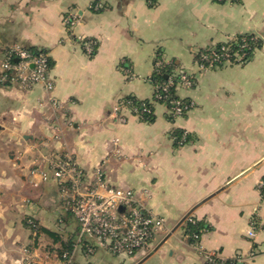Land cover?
Masks as SVG:
<instances>
[{"label": "crops", "instance_id": "crops-1", "mask_svg": "<svg viewBox=\"0 0 264 264\" xmlns=\"http://www.w3.org/2000/svg\"><path fill=\"white\" fill-rule=\"evenodd\" d=\"M239 34L263 41L248 62L199 69L197 51ZM78 37L95 43L92 55ZM12 47L45 51L54 87L0 85V264H25L27 251L55 262L60 242L44 231L76 238L59 185L42 176L50 158L66 156L86 182L100 168L106 185L133 191L164 220L132 256L93 244L73 251L74 264H207V252L223 264H264V0H0V62ZM158 53L195 82L177 90L191 104L184 117L169 121L156 104L148 124L122 105L151 99ZM175 129L190 141L175 146ZM187 216L208 227L197 246L184 235ZM252 220L262 229L250 239Z\"/></svg>", "mask_w": 264, "mask_h": 264}, {"label": "built area", "instance_id": "built-area-1", "mask_svg": "<svg viewBox=\"0 0 264 264\" xmlns=\"http://www.w3.org/2000/svg\"><path fill=\"white\" fill-rule=\"evenodd\" d=\"M216 1L223 2L224 0ZM98 7V5H94V9H98ZM76 23L75 18L66 20V25L71 33ZM77 41L82 45L87 55L93 54L95 47L93 41L84 40L82 37H78ZM222 55H213L210 61L203 56L202 60L208 63V67L198 65L199 69L209 70ZM3 56L4 59L0 62V85L9 83L30 88L36 84H42L46 92L50 93L53 90V82L48 77L49 68L46 53L34 56L26 49L12 47L7 49ZM12 57L15 58V63L10 62ZM222 57L227 59L229 55L224 54ZM123 71L126 72V70ZM177 75L179 78L176 90L193 87L195 76L181 71H178ZM168 84L170 85L171 82ZM166 88L167 85L163 86V90ZM180 104L181 102L176 101L175 106L167 110V114L175 119L181 117L182 113L191 106V104L182 106ZM122 106L128 108L132 115L138 117L139 112L129 102L124 101ZM116 109L119 110L120 106ZM171 139L174 140V138ZM178 143L180 145L181 142ZM42 176L43 180H52L59 185L64 196V209L76 220L78 234L73 250L70 253H62L60 257L55 255V262H41L27 251L25 264H74L73 251L76 248L84 247L88 253H91L93 244L116 256H132L148 247L154 235L163 228L164 220L148 211L133 191L106 185L100 168L95 172L92 182H86L83 172L71 157H52L49 159V171ZM263 185L264 178L257 185L262 199H264V193L260 192V188ZM185 219L192 221L188 216ZM26 223L35 228L32 219H27ZM261 229L258 223L252 220L246 235L253 239ZM32 233L34 234V231ZM84 243L86 245L83 246ZM193 245L197 246V243ZM203 255L207 264H223L215 252H207Z\"/></svg>", "mask_w": 264, "mask_h": 264}, {"label": "trees", "instance_id": "trees-1", "mask_svg": "<svg viewBox=\"0 0 264 264\" xmlns=\"http://www.w3.org/2000/svg\"><path fill=\"white\" fill-rule=\"evenodd\" d=\"M225 1L229 0H224L223 2ZM230 1L234 2L236 0ZM146 2L147 5L152 8L156 5L157 0H146ZM262 45L263 41L254 34H239L230 38L226 42L215 45L214 47L197 51L194 59L198 65H203L205 68H207L208 63L202 60L203 56L207 57V59L210 61L213 58V55L219 56L221 54H228L229 57L227 59L223 58L222 55L219 60L214 62L210 70L222 68L227 63L230 65H243L252 58L255 50L260 49ZM26 50L34 56L38 55L39 53H46L43 50H37L34 48H28ZM10 62L15 63V58L12 57L10 59ZM47 66L49 69L52 66V62L49 59L47 62ZM178 71H180V68L175 61L164 62L161 59L160 54L158 53L154 61L153 72L151 73V76L149 78L150 84L153 87V94L151 96V99L139 100L133 96L124 98L125 102H129L132 107L137 109V111L139 112L137 118L141 122H145L148 124L153 123L154 106L156 104L164 105L166 110H170L171 108H173L176 101L181 102L180 106L184 104H190L188 100L180 99L177 95L176 83L179 78V76L177 75ZM169 82H171L170 85L168 84ZM8 84L9 83H5L4 85L6 86ZM165 85H167V88L166 90H163V86ZM185 113L186 112H183L181 117H184ZM166 117L169 121H173L174 119L171 115L168 114H166ZM170 136L171 138H174L173 144L175 146L185 145L191 139L189 134L177 129L173 130L170 133ZM178 142H181L180 145ZM260 192L264 193V185L260 188ZM191 219L192 221H188V219L184 220V235L187 237L190 244H195L199 242L201 234L205 230H207L208 227L204 223L196 221L192 217ZM33 223L35 228L29 225L27 226L31 230V232L34 231V234L36 235L39 233L40 229L36 222L33 221ZM44 233L47 236L51 237L55 242H60V248L55 250V253L58 257H60L64 252L70 253L73 250L76 238L69 239L67 241H61L55 233H51L49 231H44ZM84 245H86V243H84L83 246ZM225 264L235 263L226 261Z\"/></svg>", "mask_w": 264, "mask_h": 264}, {"label": "rangeland", "instance_id": "rangeland-1", "mask_svg": "<svg viewBox=\"0 0 264 264\" xmlns=\"http://www.w3.org/2000/svg\"><path fill=\"white\" fill-rule=\"evenodd\" d=\"M35 259H37V260H38V258H36V257H35Z\"/></svg>", "mask_w": 264, "mask_h": 264}]
</instances>
